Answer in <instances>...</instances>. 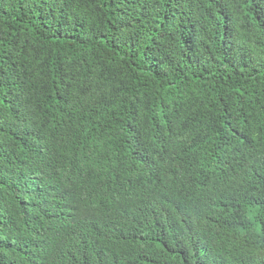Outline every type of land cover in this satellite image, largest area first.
I'll use <instances>...</instances> for the list:
<instances>
[{
    "label": "trees",
    "instance_id": "1",
    "mask_svg": "<svg viewBox=\"0 0 264 264\" xmlns=\"http://www.w3.org/2000/svg\"><path fill=\"white\" fill-rule=\"evenodd\" d=\"M0 264H264V0H0Z\"/></svg>",
    "mask_w": 264,
    "mask_h": 264
}]
</instances>
